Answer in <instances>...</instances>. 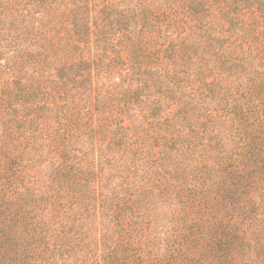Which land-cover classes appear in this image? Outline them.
I'll list each match as a JSON object with an SVG mask.
<instances>
[{"label":"trees","instance_id":"16d2710c","mask_svg":"<svg viewBox=\"0 0 264 264\" xmlns=\"http://www.w3.org/2000/svg\"><path fill=\"white\" fill-rule=\"evenodd\" d=\"M0 264H264V0H0Z\"/></svg>","mask_w":264,"mask_h":264}]
</instances>
